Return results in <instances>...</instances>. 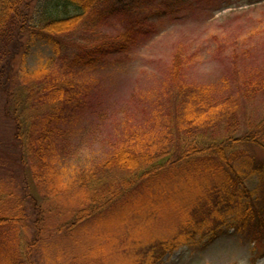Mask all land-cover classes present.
Masks as SVG:
<instances>
[{
	"label": "trees",
	"instance_id": "16d2710c",
	"mask_svg": "<svg viewBox=\"0 0 264 264\" xmlns=\"http://www.w3.org/2000/svg\"><path fill=\"white\" fill-rule=\"evenodd\" d=\"M51 1L55 0H0V112L11 130L8 157L13 167L0 177V264H105L98 257L112 253L110 262L120 253L113 236L94 241L78 231L121 213L139 221L117 228L127 238L123 245L129 239V264H156L164 254L197 237L215 239L226 227L251 224L263 235L264 206L256 204L260 195L243 181L264 172V160L256 155V150L264 151V117L252 119L246 110V102L264 95V69H255L254 78L246 77L239 96L186 82L180 74L183 55L177 51L168 67L169 85L175 87L168 95L169 125L157 133L126 131L117 147L101 154L95 164L67 169L50 154L58 140L54 133L63 125L58 112L76 92L73 79L80 70L64 83L49 81L48 66L25 67L28 47L23 39L43 35L56 44L53 37L72 31L83 15L93 14L106 2L56 0L74 13L64 8L63 16L39 14L36 7ZM129 36L128 31L118 34L115 48L99 39L75 55L73 64L90 70L98 55L126 50ZM17 55L22 65L14 72ZM33 82L41 86L54 111L31 113L27 123L13 100L33 88ZM66 207L75 215L58 221ZM124 255L115 264H126Z\"/></svg>",
	"mask_w": 264,
	"mask_h": 264
},
{
	"label": "rangeland",
	"instance_id": "374dc122",
	"mask_svg": "<svg viewBox=\"0 0 264 264\" xmlns=\"http://www.w3.org/2000/svg\"><path fill=\"white\" fill-rule=\"evenodd\" d=\"M101 1L106 3H99L101 7L93 14L83 15L72 31L53 37L56 44L43 35L29 34L23 39L28 47L25 67L34 70L48 66L49 81L57 79L56 83H64L69 74L80 70L73 79L78 85L76 92L70 103L58 112L63 125L54 133L58 140L50 154L67 169L95 164L101 154L117 147L126 131L157 133L169 125L172 117L168 105L172 98L168 95L175 87L169 85L168 67L177 51L183 55L184 68L180 74L186 82L214 86L239 96L246 77L254 78L255 69H264V0ZM42 4L36 7L41 15V11H45L46 16H63L64 8L74 13L71 6L65 7L56 0ZM125 31L130 32L126 50L98 55L97 63L87 71L73 64L75 55L91 48L99 39L107 40L115 48L117 43L113 39ZM53 48L60 49L61 53ZM20 60L17 55L14 72L20 69ZM30 86L33 88L20 92L13 100L14 107L20 108L16 110L23 111L27 123L31 113L54 111L45 102L47 98L41 86L35 83ZM246 110L252 119L264 117V95L258 94L246 102ZM1 113L0 162L6 160L0 163L2 178L8 168L13 167L8 157L11 130ZM256 155L264 160V151L258 149ZM263 176L264 172L261 176L253 174L243 181L245 185L242 183L260 195L256 204L262 206ZM28 180L35 198L41 201L34 182L30 177ZM121 214L87 224L78 231L94 241L99 238L104 241L109 236L115 238L120 253L117 252L116 259L112 256L114 259L110 262L112 253L98 257L99 260L104 258L105 264H115L122 254H126L123 259L126 264L131 260L129 239L123 245L127 238L117 228L138 225L139 221L132 214ZM73 215L72 209L66 207L57 218L61 221L64 216ZM147 220L142 218V222H156ZM21 240L26 241L24 235ZM39 249L40 244L38 252ZM156 264H264V234H259L251 224L226 227L215 239L209 241L208 235L197 237L164 254Z\"/></svg>",
	"mask_w": 264,
	"mask_h": 264
}]
</instances>
